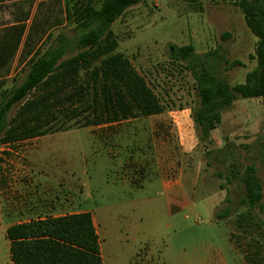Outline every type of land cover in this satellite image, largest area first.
<instances>
[{
    "label": "rangeland",
    "instance_id": "374dc122",
    "mask_svg": "<svg viewBox=\"0 0 264 264\" xmlns=\"http://www.w3.org/2000/svg\"><path fill=\"white\" fill-rule=\"evenodd\" d=\"M78 1L0 0V28L27 18L23 39L28 36L35 48L56 43L59 35L72 38L76 24L67 19L66 11ZM112 29L119 51L145 76L163 102L164 112L118 124L126 127L113 141L104 140L110 136L105 128L92 133L85 127L16 143L9 155L13 162L0 161V172L17 175L28 170L78 191V209L84 203L95 217L105 264H132L131 258H138L133 264H141L140 256L145 255L149 264H167L166 260L182 251L207 258L210 254L203 243L211 240L230 259L235 257L229 242L232 226L226 219L232 221L244 210L239 201L245 189L239 179L228 183L224 174L233 168L239 175L254 164L264 195V97L237 99L222 111L211 141L201 143L192 118L198 107L194 69L214 66L231 83L243 82L257 65L251 58L257 37L235 0H203L201 7L186 0H146L129 8ZM187 44L195 48L189 61L171 54L174 46ZM78 51L71 47L65 57ZM236 60L241 64L230 67ZM24 74L19 71L16 79ZM195 142L192 151H184ZM167 149L174 152L175 160L169 173L174 177L181 173L197 186L193 189L185 178V188L194 190L193 200L180 203L163 188L156 162L160 160L161 166L166 162ZM131 156L150 161L144 178L126 166ZM133 178L142 184L136 185ZM36 194L47 209L57 202V193L44 187ZM15 196L19 203V190ZM221 198L216 209L214 203ZM224 211L230 215L218 219ZM257 212L264 221V209L257 208ZM0 249V264H8L2 241Z\"/></svg>",
    "mask_w": 264,
    "mask_h": 264
},
{
    "label": "trees",
    "instance_id": "16d2710c",
    "mask_svg": "<svg viewBox=\"0 0 264 264\" xmlns=\"http://www.w3.org/2000/svg\"><path fill=\"white\" fill-rule=\"evenodd\" d=\"M146 0H80L68 6L76 35L29 60L25 80L10 89L0 80V145L164 112L149 82L119 51L112 25L126 11ZM201 7L203 0H186ZM247 26L257 37L251 58L257 65L243 82L231 83L217 69L199 65L195 70L198 107L192 118L198 140L209 143L222 120V111L239 98L264 97V0H235ZM17 28H24L19 25ZM16 45H18V40ZM79 51L65 57L68 47ZM192 44L174 46L173 56L189 61ZM210 51L208 54H212ZM241 64L233 61L230 67ZM14 115L10 116L13 108ZM254 164L242 174L231 168L228 183L239 179L245 189L239 206L253 212L264 209L263 181ZM222 175V174H221ZM230 211L217 215L225 219ZM14 264H103L101 241L91 212L48 216L16 223L7 230Z\"/></svg>",
    "mask_w": 264,
    "mask_h": 264
},
{
    "label": "crops",
    "instance_id": "0c3cea01",
    "mask_svg": "<svg viewBox=\"0 0 264 264\" xmlns=\"http://www.w3.org/2000/svg\"><path fill=\"white\" fill-rule=\"evenodd\" d=\"M66 17L68 19L67 11ZM20 19L21 20H19L18 22L16 21L12 24H4L0 28V80L5 81L4 86L7 89L20 85L25 80L27 64L37 51L43 54L50 47L57 46L58 41L62 40V38L65 37L63 35H59L56 43H51L48 46H38L35 48L34 46H30V43L28 42V36L23 39L26 33L25 29L17 28V26L19 25L24 26L25 22L28 21V19L25 17H21ZM47 35H50L49 32L44 36V40ZM17 40L18 45H16ZM42 43L43 39L41 44ZM71 47L74 46L68 47L66 55ZM19 71H25V74L23 75L21 80L16 79V75ZM155 115H151L149 117ZM140 118L142 119V117H138L114 123L92 126L89 128L92 133L98 131L100 128H105V134H109L110 136L104 137V140L109 141L111 139L110 141H113V139L115 138L118 139V132L124 130V128L126 127L125 126L124 128H120L121 126H118V124L127 121H136ZM37 138L39 137L24 141H33ZM24 141L1 144L0 161L12 163L13 161L11 159V156L9 155L13 154L14 145H16V143H22ZM196 145L197 142H195L189 148H184V151L190 152ZM159 161L160 160H158L156 164L159 166V169L161 171L160 175L162 176V185L163 188L171 196V198L173 197L172 199H174L175 201H179L180 203L183 200H193V189H196L197 186L192 184L191 181L181 173L175 177L169 173L170 169H172L175 165L174 152H170V150L167 149V156L163 160L166 162L161 166L159 164ZM6 163H2V165H5ZM149 165L150 161L147 162L145 160H138L133 156H131V158L126 163V166L130 169L131 172L135 174H142V178H144L143 175H145V172L147 168H149ZM3 168L4 166H2V169ZM185 178H187V180H189V182L192 184V191L185 188ZM133 182L138 186L142 184V181L140 182V180L135 178H133ZM43 187L46 188L48 192L51 191L57 193L58 195V198L56 200L57 202L53 206V208L47 209L46 207H44V205H46V202L40 203V201L38 202L37 200L38 198L36 192L38 190H41L42 192ZM17 190L20 191L21 196L19 203L16 202L15 196V192ZM50 195L51 194L48 193L45 199L47 200L48 197L50 198ZM41 201H43V199H41ZM221 201L222 198L214 203L216 209L219 208ZM78 203L81 204L79 192L72 190L70 187L62 183L54 182L53 180L43 176L31 175L28 170L27 172L17 175L8 172H0V241H2L5 246L8 264H14L11 259L10 253L11 240L7 237V230L10 226L16 223L43 219L48 216H63L80 212L92 213L91 209L85 207L84 203H82L84 208L78 209L80 206ZM93 219L98 232L94 215ZM226 220L232 226V232L230 233L229 242L232 246V250L234 253L233 255L235 257H231L230 259V257H228L227 254H225L224 251L217 246L218 244L211 240L203 243V246L210 254L209 257L201 258L200 256L189 255L185 251H182L175 253L172 258L166 260L167 264H264V227L260 224L256 215L250 210L244 208V210L238 213L232 221L229 219ZM0 253H2L1 249ZM140 257L143 261L141 264H149V262H146L148 260L146 259V255ZM131 260V263L133 264V261L138 260V258H131ZM103 264H105L104 259ZM137 264H139V262Z\"/></svg>",
    "mask_w": 264,
    "mask_h": 264
}]
</instances>
